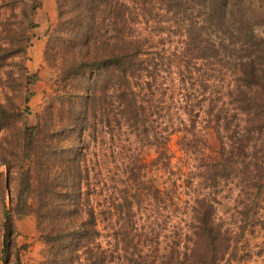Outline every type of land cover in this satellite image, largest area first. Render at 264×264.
<instances>
[{
    "label": "trees",
    "instance_id": "1",
    "mask_svg": "<svg viewBox=\"0 0 264 264\" xmlns=\"http://www.w3.org/2000/svg\"><path fill=\"white\" fill-rule=\"evenodd\" d=\"M27 1L32 15L43 4ZM56 5L63 79L79 73L87 84L71 110L83 115L80 146H57L68 161L58 170L56 135L38 119L23 127L17 146L29 165L21 163L13 213H4L2 264L13 214L27 211L46 264H225L239 240L232 230L244 229L235 215L249 214L264 190L263 25L234 18L230 0ZM24 74L29 84L37 79ZM88 128L92 193L84 189ZM146 148L155 153L148 161ZM34 164L44 167L36 205Z\"/></svg>",
    "mask_w": 264,
    "mask_h": 264
},
{
    "label": "rangeland",
    "instance_id": "2",
    "mask_svg": "<svg viewBox=\"0 0 264 264\" xmlns=\"http://www.w3.org/2000/svg\"><path fill=\"white\" fill-rule=\"evenodd\" d=\"M27 3V0H0V264L3 257L4 213L9 210L13 213L21 163L25 167L29 165L28 161H22L17 146L21 131L26 124L35 123L38 119L43 125L41 131L56 135V148L78 149L80 141L76 125L83 122V115H71V110L75 109L76 103L81 102V89L87 85L83 84L85 76L79 73L64 80L57 63V34L54 33L58 19L56 0H43L42 7L34 15ZM230 10L234 18L244 17L263 25L260 29L264 30V0H230ZM25 67L30 74L37 75L35 81L30 79L33 82L31 84L24 74ZM28 95L30 99L25 102ZM68 114L71 120L67 119ZM49 116L53 118L51 124ZM91 121L92 117L88 123ZM84 137L86 146H82L85 154L83 163L89 171L84 189L87 187L92 193V129L88 128ZM178 139L177 135H173L170 141L174 150L178 149ZM56 151L59 157L53 166L61 170L64 165H68V161L65 153L60 152L59 148ZM140 154L146 161L155 156L150 148L143 149ZM44 158L41 163L46 167ZM174 162H177L176 159ZM33 167L39 171L29 202L36 205L39 202L36 187L44 167L37 164ZM223 215L227 216L226 212ZM235 216L236 223L244 229L243 233L238 229L232 230L236 234L240 233L239 240L225 264H264V190L259 193L258 205L253 206L249 214L237 213ZM13 226L7 264H16L17 255L20 264H46L44 258L47 247L39 239L34 212L14 213ZM23 244H27L26 249H20Z\"/></svg>",
    "mask_w": 264,
    "mask_h": 264
}]
</instances>
